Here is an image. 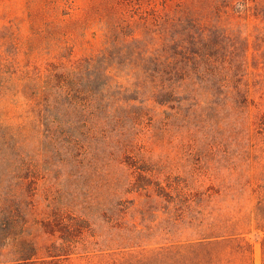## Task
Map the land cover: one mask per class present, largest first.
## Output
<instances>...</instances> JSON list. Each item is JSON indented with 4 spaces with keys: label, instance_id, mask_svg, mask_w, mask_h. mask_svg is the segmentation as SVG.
<instances>
[{
    "label": "trees",
    "instance_id": "obj_1",
    "mask_svg": "<svg viewBox=\"0 0 264 264\" xmlns=\"http://www.w3.org/2000/svg\"><path fill=\"white\" fill-rule=\"evenodd\" d=\"M162 3L166 13L161 20L167 27L162 35L175 33V38L156 44L151 73L139 75L128 88L175 109L174 116L182 122L209 128L233 120L250 134L242 114L250 117L253 93L264 97V0ZM104 63V58L86 59V75L69 67L58 75L41 74L33 106L48 130L50 146L57 144L60 130L79 138L84 134L81 122L86 123V156L92 140L101 143L108 179L98 189L104 207L100 231H95L97 216L89 207L85 220L75 215L70 203H60L51 194L39 221L46 242L40 245L39 237L23 231L47 171L37 134L0 114V264H76V253L86 255V264H255L251 232L259 237L264 264V163L258 159L255 165L247 158L248 167L222 171L202 165L179 175L140 152L123 164L121 150L128 145L112 141L100 119L102 110L114 116L121 106L113 105L110 97L113 104L100 107L104 100L88 89L94 84V70ZM107 69L104 75L109 78ZM107 84L105 89H111ZM254 123L264 132V105ZM72 142L61 150L68 155L66 164L77 167ZM112 162L117 163L115 169ZM116 174L118 179L112 181ZM8 176L14 183L5 185Z\"/></svg>",
    "mask_w": 264,
    "mask_h": 264
},
{
    "label": "rangeland",
    "instance_id": "obj_2",
    "mask_svg": "<svg viewBox=\"0 0 264 264\" xmlns=\"http://www.w3.org/2000/svg\"><path fill=\"white\" fill-rule=\"evenodd\" d=\"M162 5V0H0V104L6 107L0 108V114L13 123L22 122L31 134H37L42 168L47 171L35 198L37 207L23 228L39 237L40 245L47 240L39 221L47 212L50 194L60 203H70L75 215L85 220L89 207L97 216L95 231H100L103 223L99 216L104 207L98 189L108 179L99 140H92V151L86 156V123L78 124L84 132L79 138H69L60 130L57 144L50 146L48 130L33 108L42 85L38 82L41 74L58 75L69 67L86 75V59L106 60L94 70V84L88 89L104 100L100 107L113 104L110 97L113 105L121 106L114 116L102 110L100 119L112 141L128 145L121 150L125 165L140 152L164 171L179 175L202 165L222 171L248 167L247 158L255 165L258 159L264 163V132L254 123L258 108L264 105L258 91L251 96L250 117L242 114H246L247 134L243 124L236 125L233 120L209 128L196 121L182 122L174 116L175 109L156 105L128 88L139 75L151 73L156 44L175 38V33L162 35L167 29L161 20L166 13ZM248 55L250 59L251 53ZM107 66L109 78L104 75ZM106 81L111 83L109 90L105 89ZM81 84L84 92L80 97L84 98L86 79ZM69 142L77 147V167L66 164L68 155L61 150ZM112 167L115 169L117 163L112 162ZM115 178L117 174L111 180ZM4 183L14 181L8 176ZM248 238L254 247L255 264H260L259 237L251 232ZM80 255L85 254L73 255L74 262L86 264V255Z\"/></svg>",
    "mask_w": 264,
    "mask_h": 264
}]
</instances>
